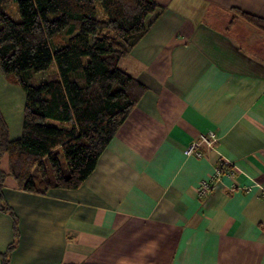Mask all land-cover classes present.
Returning <instances> with one entry per match:
<instances>
[{"label": "crops", "instance_id": "0c3cea01", "mask_svg": "<svg viewBox=\"0 0 264 264\" xmlns=\"http://www.w3.org/2000/svg\"><path fill=\"white\" fill-rule=\"evenodd\" d=\"M156 1L164 11L122 58L146 90L85 181L39 194L6 175L7 264H264V30L234 13L264 18V0ZM0 92L16 139L22 116ZM207 130L214 149L186 156ZM219 159L226 170L200 197Z\"/></svg>", "mask_w": 264, "mask_h": 264}, {"label": "trees", "instance_id": "16d2710c", "mask_svg": "<svg viewBox=\"0 0 264 264\" xmlns=\"http://www.w3.org/2000/svg\"><path fill=\"white\" fill-rule=\"evenodd\" d=\"M164 9L156 0H0V71L13 75L24 94L18 138L9 139L0 112V158L8 155L0 210L7 174L39 194L76 189L90 175L146 90L118 62ZM234 13L264 30V18ZM38 73L47 75L36 81ZM14 243L0 251L1 264Z\"/></svg>", "mask_w": 264, "mask_h": 264}, {"label": "built area", "instance_id": "2783aa9c", "mask_svg": "<svg viewBox=\"0 0 264 264\" xmlns=\"http://www.w3.org/2000/svg\"><path fill=\"white\" fill-rule=\"evenodd\" d=\"M217 140V133L213 130H207L201 133L196 139L190 140L184 149V153L186 156L196 158L205 157L208 151L214 149ZM226 162L224 159H219L218 164L213 169V173L209 177L199 181L196 186V191L200 197H206L210 193L213 185L223 173L221 168L227 164Z\"/></svg>", "mask_w": 264, "mask_h": 264}, {"label": "rangeland", "instance_id": "374dc122", "mask_svg": "<svg viewBox=\"0 0 264 264\" xmlns=\"http://www.w3.org/2000/svg\"><path fill=\"white\" fill-rule=\"evenodd\" d=\"M12 14L18 16L17 13V9L12 12ZM13 17V16H12ZM127 60L125 59H120L119 60V64L118 66L121 68L125 67L126 71H127ZM54 72L53 67H50L47 70V73L52 74ZM47 73H38L36 74V77L34 76V79L36 81H39L40 79H43L45 77V75H47ZM0 90H4V92L6 94H10L12 101L14 102V104L19 108V112H20V116H22V112H23V104H24V94L23 91L20 88V85L18 82H15L14 80V76L13 75H4L1 71H0ZM2 92H0V103L2 105V101L4 100ZM3 107V105H2Z\"/></svg>", "mask_w": 264, "mask_h": 264}]
</instances>
